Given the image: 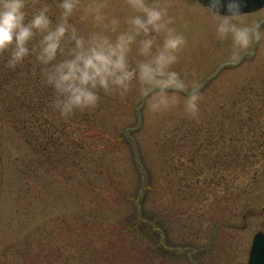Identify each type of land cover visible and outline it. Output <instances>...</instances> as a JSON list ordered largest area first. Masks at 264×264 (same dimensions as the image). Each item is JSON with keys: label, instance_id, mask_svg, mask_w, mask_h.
<instances>
[{"label": "rangeland", "instance_id": "1", "mask_svg": "<svg viewBox=\"0 0 264 264\" xmlns=\"http://www.w3.org/2000/svg\"><path fill=\"white\" fill-rule=\"evenodd\" d=\"M100 2L110 6L112 15L130 11L126 0ZM161 2L171 5L173 26L187 38L174 70L189 86L198 85V116L228 101L237 85L264 70V41L233 61L230 41L216 40L207 9L195 0ZM246 16L264 21V9ZM77 23L83 33L91 30L89 22ZM185 95H178L175 107L160 112H154L135 88L127 96L116 95L118 105L113 106H118L119 115L96 136L98 145L127 172L119 187L124 189L117 195L110 190L81 193L79 178L67 181L45 168L32 171L35 154L0 114V157L13 161L11 168L1 170L0 264H248L254 235L264 232V192L231 210L221 208L220 191L204 192L185 204L167 194L157 134L176 117L188 116ZM68 134L77 141L79 127L70 126ZM89 140L96 143L94 135ZM86 193L101 203L106 200L109 207L124 200L122 215L112 214L109 223L84 226L78 215L91 202ZM128 198L134 201L129 203Z\"/></svg>", "mask_w": 264, "mask_h": 264}, {"label": "trees", "instance_id": "2", "mask_svg": "<svg viewBox=\"0 0 264 264\" xmlns=\"http://www.w3.org/2000/svg\"><path fill=\"white\" fill-rule=\"evenodd\" d=\"M47 3L55 12L54 0ZM77 27L83 33L78 23ZM101 95L96 109L61 118L50 107L53 92L42 83L39 66L26 61L11 71L0 58V114L35 154L32 171L45 168L62 174L67 181L79 178L84 187L81 193L110 190L117 195L124 189L119 187L127 172L98 145L96 132L106 131L119 115L118 106H113L118 100L116 95ZM76 125L80 129L77 141L68 134V128ZM89 135L95 136L93 145ZM156 147L167 194L178 203L220 191L222 209L246 206L248 200L264 192V70L237 85L228 101L204 116L176 117L173 125L158 132ZM90 193L86 195L91 196V202L83 205L78 215L81 224L109 223L112 214L122 215L120 203L124 200L109 207L106 200L102 199V204ZM132 200L128 198L129 203Z\"/></svg>", "mask_w": 264, "mask_h": 264}, {"label": "clouds", "instance_id": "3", "mask_svg": "<svg viewBox=\"0 0 264 264\" xmlns=\"http://www.w3.org/2000/svg\"><path fill=\"white\" fill-rule=\"evenodd\" d=\"M125 6L128 14L112 15L100 0H54L55 12L47 0H0V58L11 71L26 61L39 66L53 92L50 107L64 119L96 109L101 94L124 97L134 88L154 112L175 107L184 93V112L196 119L198 85L189 86L174 70L187 38L173 26L171 5L126 0ZM243 7V0H209L207 6L215 38L230 41L233 61L264 41V21L246 16ZM77 20L91 30L83 34Z\"/></svg>", "mask_w": 264, "mask_h": 264}, {"label": "water", "instance_id": "4", "mask_svg": "<svg viewBox=\"0 0 264 264\" xmlns=\"http://www.w3.org/2000/svg\"><path fill=\"white\" fill-rule=\"evenodd\" d=\"M207 8L209 0H197ZM227 0H225V5ZM242 11L246 14H253L264 9V0H243ZM221 14H226V7L220 9ZM249 264H264V236L257 235L250 253Z\"/></svg>", "mask_w": 264, "mask_h": 264}, {"label": "flooded vegetation", "instance_id": "5", "mask_svg": "<svg viewBox=\"0 0 264 264\" xmlns=\"http://www.w3.org/2000/svg\"><path fill=\"white\" fill-rule=\"evenodd\" d=\"M13 164V161L11 160H5L3 158L0 157V177H1V170H3L4 167L6 168H11L12 167V164ZM16 162H14L15 164ZM17 164V163H16ZM10 170V169H9ZM3 177L0 178V184H2V179ZM1 186V185H0ZM1 194V193H0ZM1 198V197H0Z\"/></svg>", "mask_w": 264, "mask_h": 264}]
</instances>
